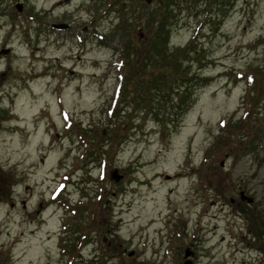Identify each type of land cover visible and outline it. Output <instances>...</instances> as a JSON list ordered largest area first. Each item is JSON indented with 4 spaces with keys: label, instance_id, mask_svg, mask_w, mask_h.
Returning <instances> with one entry per match:
<instances>
[{
    "label": "rangeland",
    "instance_id": "374dc122",
    "mask_svg": "<svg viewBox=\"0 0 264 264\" xmlns=\"http://www.w3.org/2000/svg\"><path fill=\"white\" fill-rule=\"evenodd\" d=\"M147 1L0 0V264H177L187 248L194 264H264V96L250 136L214 148L249 107L244 73L264 71V0ZM163 4L169 48L194 44L212 79L177 125L123 95L118 70L125 40L162 31L145 22Z\"/></svg>",
    "mask_w": 264,
    "mask_h": 264
},
{
    "label": "trees",
    "instance_id": "16d2710c",
    "mask_svg": "<svg viewBox=\"0 0 264 264\" xmlns=\"http://www.w3.org/2000/svg\"><path fill=\"white\" fill-rule=\"evenodd\" d=\"M160 11L162 12L163 19L157 17L156 12L151 15L148 14V20L145 22V25L146 28L148 27L150 30H155V28H157L158 30L162 31L158 32L157 35L156 32H154V34H152V38L150 37L149 41L145 42L141 49L137 47L133 38L131 39L130 37L125 40L129 45L127 48L121 47L118 49L120 51V61L122 64L119 66V69H117L121 73L120 79L122 81V92H124L123 95H126L127 92L128 94L132 93L131 102L138 104L135 106H139V102H141L142 99L145 100L146 96H148L146 99L149 101L151 113H154L156 116L160 115L162 118L158 120L162 122L165 120V117L163 118L160 111H155L153 105L155 102H162L164 103L163 107H161L162 109L169 105V107L177 112L175 113L177 120L170 119L168 122H172L177 125L182 119L181 117L183 111L189 109L193 105L195 96L197 94V89H201V86L203 85H208L209 81L212 79L206 75H201L202 70L198 72L192 71V66L194 64L193 60L197 58V56H194L193 53L195 54L198 52L197 48H193L194 44L192 46L191 44L185 46L183 50H171L169 48L168 41L170 40L172 29L169 26L168 15L171 19L172 8L170 9L169 6L164 5L161 6ZM124 24L125 22L123 25ZM142 34L143 32L140 35ZM130 43L134 45L130 47ZM129 48H131L133 51L132 53L129 51ZM187 57L190 61L185 59ZM205 62H207L206 59ZM205 62L204 64L206 65ZM141 67L146 68L150 74L149 81L147 80V82L140 81V76L142 73ZM124 68L126 71L122 73ZM191 75L194 77L191 78ZM243 77L249 80L250 83L247 94L249 99V107L241 119L223 123V128L225 127V129L228 131V135L223 136V139L219 140V142L216 141L214 145L216 150L223 151V149L228 146L233 149L232 147L234 146V142H232V136H250V132L248 131L250 130V125L253 123L252 118L254 114L258 113V105L264 96V71L261 69L259 71L254 70L249 73H244ZM140 82L144 85L143 90H139L138 88L130 89L131 84L138 83L137 85H141ZM133 97L135 98L134 101H132ZM131 102H129V104ZM176 107L179 109V111L176 110ZM254 124H259L258 127L264 129V113L260 118L257 119L256 123H253V126ZM176 125L174 127H176ZM110 130L117 134L118 130L112 126H108L105 131ZM86 134L82 132L83 137H87L88 135ZM253 139L255 140L254 137L250 140ZM115 140L116 141H113L111 146H114V143H116L115 145L117 147L121 146V138L117 137ZM90 150L93 151L90 152ZM102 150L88 149L90 154L93 156V159L96 160H98L96 155H102ZM72 209L75 212L76 208ZM64 225L67 230L72 231L73 229L75 235L76 232H81L82 230V226L75 223L71 224L65 222ZM86 239L87 235H84V233L80 234L74 242L73 240L70 241L67 246L71 250L76 251L75 248H77V244L80 242H86Z\"/></svg>",
    "mask_w": 264,
    "mask_h": 264
},
{
    "label": "water",
    "instance_id": "95a60500",
    "mask_svg": "<svg viewBox=\"0 0 264 264\" xmlns=\"http://www.w3.org/2000/svg\"><path fill=\"white\" fill-rule=\"evenodd\" d=\"M147 2L150 3V0H148ZM16 7H17V9H18L19 11H22V10H23V3H18V4L16 5ZM68 26H69V25L66 24V23H61V24H57V25H55V28H58V29H65V28H67ZM222 165H223V163H222ZM112 177H113L116 181H119V180H121V179L124 177V175L119 174V170L116 169V170L112 173ZM241 197H242V199L247 200L249 203H253L254 200H255L253 197L247 196V195L245 194V191H241ZM131 254H132V253H131ZM193 255H194V254H193V252L190 250V248H187L186 251H185V258H186V260H185L183 263H181V264H194V262H193Z\"/></svg>",
    "mask_w": 264,
    "mask_h": 264
},
{
    "label": "flooded vegetation",
    "instance_id": "af4514ba",
    "mask_svg": "<svg viewBox=\"0 0 264 264\" xmlns=\"http://www.w3.org/2000/svg\"><path fill=\"white\" fill-rule=\"evenodd\" d=\"M7 74V71H0V87L5 83L4 82V78H3V76H5ZM100 147V146H99ZM86 152H89L88 150H86ZM104 155H106V153L104 154ZM79 204H81V205H79ZM77 206L78 207H76V208H81L82 206H86L87 205V203L86 202H82V203H79ZM14 205V204H13ZM78 209H76L75 210V214H77V211H78ZM95 217V216H94ZM0 254H1V251H0ZM186 260V258L184 257V258H180V260L178 261V263L177 264H181V263H183L184 261ZM180 262V263H179ZM7 264H9V263H7Z\"/></svg>",
    "mask_w": 264,
    "mask_h": 264
}]
</instances>
